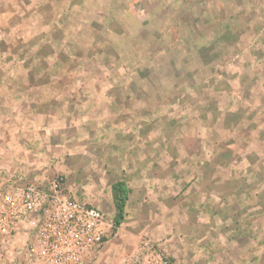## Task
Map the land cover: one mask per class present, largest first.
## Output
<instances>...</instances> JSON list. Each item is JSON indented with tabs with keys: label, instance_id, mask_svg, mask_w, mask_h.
I'll use <instances>...</instances> for the list:
<instances>
[{
	"label": "rangeland",
	"instance_id": "1",
	"mask_svg": "<svg viewBox=\"0 0 264 264\" xmlns=\"http://www.w3.org/2000/svg\"><path fill=\"white\" fill-rule=\"evenodd\" d=\"M57 175L128 190L88 264H264V0H0V193Z\"/></svg>",
	"mask_w": 264,
	"mask_h": 264
},
{
	"label": "built area",
	"instance_id": "2",
	"mask_svg": "<svg viewBox=\"0 0 264 264\" xmlns=\"http://www.w3.org/2000/svg\"><path fill=\"white\" fill-rule=\"evenodd\" d=\"M114 230L106 215L73 200L62 176L0 193V262L88 264Z\"/></svg>",
	"mask_w": 264,
	"mask_h": 264
},
{
	"label": "trees",
	"instance_id": "3",
	"mask_svg": "<svg viewBox=\"0 0 264 264\" xmlns=\"http://www.w3.org/2000/svg\"><path fill=\"white\" fill-rule=\"evenodd\" d=\"M112 193L115 205V216L113 217L114 230L118 229L124 221L125 206L128 196L126 185L118 182L112 186Z\"/></svg>",
	"mask_w": 264,
	"mask_h": 264
}]
</instances>
